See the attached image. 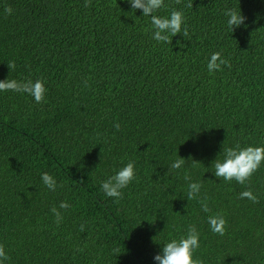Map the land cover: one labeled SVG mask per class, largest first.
Masks as SVG:
<instances>
[{"label":"trees","instance_id":"1","mask_svg":"<svg viewBox=\"0 0 264 264\" xmlns=\"http://www.w3.org/2000/svg\"><path fill=\"white\" fill-rule=\"evenodd\" d=\"M164 2L155 14L182 10L189 33L170 45L128 0H0V80L42 79L47 89L44 103L0 91L5 264H156L190 224L200 233L194 259L264 264V163L250 184L214 174L225 148L264 146V0ZM229 8L246 17L232 32ZM214 52L231 67L209 73ZM179 157L183 166L171 168ZM129 161L136 179L123 199L106 196L101 182ZM185 173L202 183L197 199L187 200ZM248 187L259 203L239 198ZM216 213L223 236L208 223Z\"/></svg>","mask_w":264,"mask_h":264},{"label":"clouds","instance_id":"2","mask_svg":"<svg viewBox=\"0 0 264 264\" xmlns=\"http://www.w3.org/2000/svg\"><path fill=\"white\" fill-rule=\"evenodd\" d=\"M133 9H141L142 15L150 16L153 27L152 37L158 42L171 44V39L177 33H182L184 37L189 35L185 22V15L182 10L172 9L170 16L162 17L156 15L160 9H166L168 6L164 0H128ZM182 0H175L176 4H180ZM85 7L91 6V0H85ZM187 8L193 7V0H189L186 5ZM5 14L10 15L13 12L11 6H6ZM224 14L228 17L227 25L232 32L234 28L239 27L245 23L246 17L235 9H226ZM183 25V29H182ZM179 43V41H178ZM231 67L230 60L225 59L221 52H214L207 63L209 73L217 70H222L221 66ZM7 67L9 70H14L16 67L15 61H8ZM0 91H14L23 92L31 95L36 103H44L45 93L47 91L45 83L42 79H37L33 82L31 79L18 81L16 79L0 80ZM114 128L119 131L120 124H114ZM183 143V142H182ZM225 159L221 162L216 160L214 163L215 176L223 178L225 181L235 180L241 185L250 184L251 177L264 163V146H247L241 147L237 144L235 147H228L224 149ZM185 162V159L179 157L170 167L173 169H180ZM194 163L199 161H194ZM134 161H129L124 167L118 170L114 175L101 182V188L104 194L108 197H113L116 200L123 199L122 189L126 188L133 180L136 179V169ZM41 179L47 188L55 191L57 182L55 178L47 172L41 174ZM184 179L189 181L187 200L197 199L202 188L201 182H192L188 173H185ZM62 186V185H61ZM239 198H247L253 203H259V198L253 193L251 187L242 191ZM208 197L204 196L199 200L201 208L204 212H211L207 203ZM70 205L66 201H61L59 208L67 209ZM50 211L56 217V223L59 224L62 220L60 211L56 207H52ZM208 223L213 233L223 236L225 234L227 220L223 214L216 213L208 216ZM83 225L80 230L83 231ZM200 233L194 224L188 226L187 235L181 236L179 239H171L165 243L161 251L154 255L153 259L156 264H204L199 257L193 258V253L200 247ZM116 251L117 254L118 250ZM10 257L5 251L3 244H0V264H5V261Z\"/></svg>","mask_w":264,"mask_h":264}]
</instances>
